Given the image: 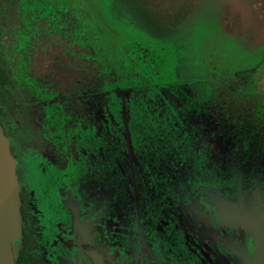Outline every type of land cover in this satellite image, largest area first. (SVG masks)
<instances>
[{
	"label": "flooded vegetation",
	"instance_id": "obj_1",
	"mask_svg": "<svg viewBox=\"0 0 264 264\" xmlns=\"http://www.w3.org/2000/svg\"><path fill=\"white\" fill-rule=\"evenodd\" d=\"M41 1L0 0V119L21 199L16 263L264 264V148L242 156L252 175L234 173L233 150L225 159L211 134L212 162L194 176L148 134H129L107 156L104 117L90 131L87 100L70 116L60 103L75 101L72 75L82 94L89 85L88 26L74 43L80 22Z\"/></svg>",
	"mask_w": 264,
	"mask_h": 264
},
{
	"label": "trees",
	"instance_id": "obj_2",
	"mask_svg": "<svg viewBox=\"0 0 264 264\" xmlns=\"http://www.w3.org/2000/svg\"><path fill=\"white\" fill-rule=\"evenodd\" d=\"M256 1L250 0V6ZM41 2L57 3L59 9L69 12L64 20L80 22L72 28L74 43L83 42L82 22L88 26L89 85L82 94L81 76L72 75L70 83L78 84V94H73L74 102L65 94L60 103H69L63 106L68 111L61 108L70 116L82 110L87 100V115L95 122L90 123V131L95 126L99 132L98 120L104 117L107 156L117 143L124 146L129 134L131 138L138 133L148 134L160 150L166 148L170 164H189L188 172L194 176L201 170L199 165L212 162L209 144L204 140L208 134L227 142L235 153L249 154L250 149L264 148L260 144L264 136V91L254 79L255 73L263 68L264 57L249 66L241 63L242 57L231 67L214 66L210 61L194 65L189 57L183 60L179 50L169 47L171 53L166 49V43H172L176 37V29L159 34L139 23L129 9L121 10L115 0L104 4L106 11L97 5V0ZM120 23L134 24L139 36L148 41L143 43L139 36L136 39L127 36L118 26ZM208 30L212 33V27H205L200 36L209 35ZM215 30L220 46L236 47L222 41L227 37L242 42L243 36L230 35L222 22ZM210 36L209 42L214 41V35ZM218 47L215 53L219 54L224 49ZM263 48L264 44L258 49ZM9 79L10 86L19 83L18 75Z\"/></svg>",
	"mask_w": 264,
	"mask_h": 264
},
{
	"label": "rangeland",
	"instance_id": "obj_3",
	"mask_svg": "<svg viewBox=\"0 0 264 264\" xmlns=\"http://www.w3.org/2000/svg\"><path fill=\"white\" fill-rule=\"evenodd\" d=\"M98 6L104 7V4L109 0H97ZM121 6V10L125 12L129 9L133 12L134 18L144 26L150 29L159 31V34L167 31H175L176 37L172 43H166L168 52L179 50L182 59L188 58L192 60L194 65L198 62L210 61L214 66L218 64H226L229 67L237 63V59L242 57L241 63L245 65H253L255 60L264 57V0H258L250 6V0H115ZM250 6V7H249ZM104 7L102 10H105ZM102 11V12H103ZM222 20V21H221ZM125 22V21H124ZM222 22L224 29L237 37L241 36L242 42H238L232 37L223 38V42L234 44L236 47L220 46L218 42L216 30L219 29V23ZM120 26L127 36L136 39L138 30L134 24L120 23ZM186 26V28H184ZM207 27H212V33L209 35L203 34L200 36V31ZM134 28V29H133ZM157 33V32H155ZM158 34V33H157ZM210 34L214 35V41L209 42ZM143 43L148 41V38L139 36ZM218 38V39H217ZM165 44V43H164ZM185 45V46H184ZM187 45V46H186ZM152 48V43H150ZM219 46V47H218ZM169 47L172 49L169 50ZM224 49L219 52L216 49ZM263 50V51H262ZM195 67V66H193ZM257 83L261 85L264 91V65L255 73ZM212 142V147H216V152L224 153L229 148L227 142L217 139V143ZM246 153V152H245ZM233 151V158L236 160L233 170L234 173L253 174L251 165H246L241 162L243 155ZM227 154L231 155L230 151ZM225 156V159L228 156ZM234 154H238L234 156ZM220 165L227 163L220 157ZM233 216V224H240L236 213Z\"/></svg>",
	"mask_w": 264,
	"mask_h": 264
},
{
	"label": "water",
	"instance_id": "obj_4",
	"mask_svg": "<svg viewBox=\"0 0 264 264\" xmlns=\"http://www.w3.org/2000/svg\"><path fill=\"white\" fill-rule=\"evenodd\" d=\"M21 199L16 161L0 119V264H16L14 245L21 233Z\"/></svg>",
	"mask_w": 264,
	"mask_h": 264
}]
</instances>
